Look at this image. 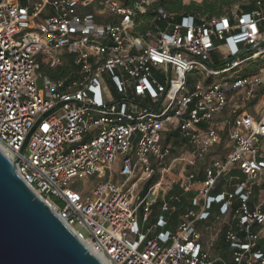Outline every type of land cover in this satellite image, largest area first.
Listing matches in <instances>:
<instances>
[{"label":"built area","instance_id":"2783aa9c","mask_svg":"<svg viewBox=\"0 0 264 264\" xmlns=\"http://www.w3.org/2000/svg\"><path fill=\"white\" fill-rule=\"evenodd\" d=\"M162 2L0 0V150L108 264H264V105L246 110L264 91V0ZM176 161L181 193L151 220L161 177L142 197L125 187Z\"/></svg>","mask_w":264,"mask_h":264},{"label":"water","instance_id":"95a60500","mask_svg":"<svg viewBox=\"0 0 264 264\" xmlns=\"http://www.w3.org/2000/svg\"><path fill=\"white\" fill-rule=\"evenodd\" d=\"M0 264H104L23 180L16 160L1 150Z\"/></svg>","mask_w":264,"mask_h":264},{"label":"rangeland","instance_id":"374dc122","mask_svg":"<svg viewBox=\"0 0 264 264\" xmlns=\"http://www.w3.org/2000/svg\"><path fill=\"white\" fill-rule=\"evenodd\" d=\"M177 1H179V0H177ZM181 1V5H189V4H191L192 3V0H180ZM215 0H207V2H214ZM203 2V0H200V3H202ZM234 2V1H233ZM232 2V3H233ZM231 3V4H232ZM231 4H229V5H225V6H223L221 9H222V12L223 11H225V10H227L228 8H229V6L231 5ZM178 11H182L181 9L180 10H178ZM213 56L216 58V54L215 53H213ZM261 62L262 61H260V62H258V63H254V64H252L251 66H249V68H248V71H250V70H252V69H255V68H257L258 66H260L261 65ZM263 105H264V91L261 93V95L260 96H258V97H256V99L255 100H253L252 102H250V104H247V106H246V110L249 112V113H252V114H254V115H258L259 114V111L261 110V108L263 107ZM242 107H239V108H237V109H241ZM168 141L169 142H172L175 146H182V143L183 142H181V139L180 138H175V139H172V138H168ZM174 141V142H173ZM226 144H227V142H226V140L225 141H223V142H221V144H219L217 147H215L214 149H213V151H212V155H208L206 158H205V160H203V161H200L199 163H198V168H202L203 166H205L207 163H209V161H210V158L212 157V156H220V155H222V152L223 151H225V153H226ZM184 151H186L185 149H176V150H174L173 151V153H172V157H180V156H182V155H184V156H186L187 154H186V152H184ZM178 162H180V163H178ZM175 165V167L172 169V170H170V172H169V174H164V175H162V176H160L161 174L159 173V174H157L155 177H156V179L158 178H160L161 177V179H162V187H161V190L159 191V196H158V199H157V201H156V203L155 204H157V205H154V206H152V208H151V210H150V216H151V218L152 217H154L155 215H156V212H157V208H158V206H159V204H160V201H161V198L166 194V192L169 190V189H171V191L169 192V193H172V192H174L173 190L175 189V188H177L178 189V193H176V194H179V193H181V190L178 188V186H176L175 185V181H176V179L178 178V176L182 173V172H184V173H186V169H184L183 171H181L182 170V168H183V166H184V161H176L175 163H174ZM115 177H116V179H119V180H121V178L118 176V175H116L115 174ZM103 179H106V177H104ZM97 179L96 178H90V179H87V180H85V181H83V182H81L82 183V187H83V190H84V193H88L89 192V189H90V187H92V185L94 184V182L96 181ZM81 183H80V185H81ZM141 188H142V184H139L138 186H136V187H131V186H129V185H127L126 187H125V189L128 191V192H132V194L133 195H137V193L141 190ZM169 188V189H168ZM136 202L134 201V204H135ZM137 216H139V213L137 212ZM174 221V220H173ZM139 225H141V222L139 221ZM146 225V224H145ZM77 228H79L80 229V231L83 233V235L86 237L87 235H88V233H87V231L84 229V228H80L79 226H77Z\"/></svg>","mask_w":264,"mask_h":264},{"label":"trees","instance_id":"16d2710c","mask_svg":"<svg viewBox=\"0 0 264 264\" xmlns=\"http://www.w3.org/2000/svg\"><path fill=\"white\" fill-rule=\"evenodd\" d=\"M233 1L235 0H215L214 2H207V0H203L202 3L196 4L194 2H192L189 5H181V1H177V0H163V4L170 10V11H178V10H183L185 11V13H190V12H200L202 14H208V15H219L222 14V7L225 5H229L231 4ZM59 74H64V70L60 71ZM55 76V75H53ZM156 180V177L151 178L150 180H148L146 183H144V185L142 186L141 190L139 191V195L142 197L144 196V194L147 191V188L149 187V185H151L154 181ZM174 193H178V189L175 188ZM157 205V204H154ZM153 205V206H154ZM182 210V206L178 205L176 208V211H174V213L170 216V225L169 227L173 226L176 221H177V217L180 214ZM139 211H142V208H139ZM154 217H152L151 220H153ZM174 220V221H173Z\"/></svg>","mask_w":264,"mask_h":264},{"label":"bare ground","instance_id":"6f19581e","mask_svg":"<svg viewBox=\"0 0 264 264\" xmlns=\"http://www.w3.org/2000/svg\"><path fill=\"white\" fill-rule=\"evenodd\" d=\"M83 242V241H82ZM85 244V242H83ZM88 248V247H87ZM97 256V255H96ZM104 264H108L103 258L99 257Z\"/></svg>","mask_w":264,"mask_h":264}]
</instances>
